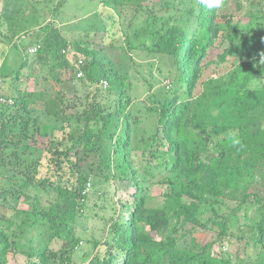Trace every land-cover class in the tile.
<instances>
[{
	"label": "trees",
	"instance_id": "trees-1",
	"mask_svg": "<svg viewBox=\"0 0 264 264\" xmlns=\"http://www.w3.org/2000/svg\"><path fill=\"white\" fill-rule=\"evenodd\" d=\"M229 1L207 9L199 0H102L120 19L126 7L136 15L124 47L113 42L122 25L115 18L91 49L65 39L45 3L0 0V42L18 48L20 35L31 42L22 64L1 79L20 84L40 45L36 64L72 69L75 78L82 72L80 81L94 88L83 102L64 90L51 98L18 86L15 95L0 94V264L19 254L23 264H240L224 248L245 233L256 257L243 264H264V0L247 25L235 22ZM220 39L227 47L218 62L207 61ZM108 49L125 53L131 66ZM134 53L145 55L149 70L142 87L131 76L140 68ZM212 65L219 71L210 76ZM116 183L133 193L115 203L103 241L78 256L85 242L77 224L91 188ZM152 185L165 189L158 200L148 195ZM223 200L235 204L225 216L217 209ZM241 212L251 222L236 227Z\"/></svg>",
	"mask_w": 264,
	"mask_h": 264
},
{
	"label": "rangeland",
	"instance_id": "rangeland-1",
	"mask_svg": "<svg viewBox=\"0 0 264 264\" xmlns=\"http://www.w3.org/2000/svg\"><path fill=\"white\" fill-rule=\"evenodd\" d=\"M24 1L27 3V6L32 7L31 4H33L34 8H40L41 6L39 3H45L44 7L46 6L47 8L45 15H48V22L50 23L56 16L55 27H57L63 37L71 42H88L90 43L91 49H95L97 46H100L103 42V37L109 36L107 30L105 31L106 21L108 22L109 20H113L115 18L117 20L120 19L119 14H116L114 9L109 4H102V0H67L64 3L63 7L58 10L59 13L57 15L53 14V7H56V3L58 0ZM260 1L261 0H230L228 8L232 11V13H234V19L236 23L247 25L249 22V15L251 10H257L259 7L258 3ZM151 4H153L152 0H143V5L147 6ZM134 15L136 14L134 8L132 7H126V9L123 11L122 18L120 19L122 25L117 26V29L115 30V33H117L116 39L113 41L116 45H118V47H124L126 45L124 40V33L128 31V23L131 21ZM118 24H120L119 21ZM3 31L5 30L3 29ZM20 36L19 39H15L19 44L18 48H10L0 42V73L8 74L11 71L16 70L22 64L24 59V54L21 52L22 46L25 50H27V47L31 45V42L29 38ZM226 47L227 43L223 42L222 39L218 40L215 44L214 49L209 52L207 61L218 62L219 56L222 54L223 50ZM108 50L110 57L116 62H119L121 60L125 62V53L123 55V52L118 49ZM67 52L68 54L66 57L70 59V65L74 62L72 59L73 51L69 49ZM30 53L31 54L29 58L30 63L32 64V68H27L24 71V76L21 79L20 84H15V86H12L8 82H5L0 78V94H3L5 96L15 95L16 93L14 88L18 86L27 93H41L46 90L49 97L51 98L55 95L56 91L64 90L69 96L76 95V97L80 98L83 102L85 101V97L90 92H92V90H94V88H89L86 82L80 81L81 78H75L74 72L72 73V69H67L66 67L60 68L59 66L52 67V64L47 66H40L36 64V56H31L34 53ZM133 57L135 59V63L140 65V68L133 66L131 76L139 77L136 82L140 85V87H142V78H144V75L147 76L149 73V70L144 67V63H146L145 55H143L142 53H134ZM150 60H152L155 65L153 70H156L158 60L155 57L148 59V61ZM126 63L129 65V67L131 66L130 62L128 63L127 61ZM224 69L225 66L221 65V70ZM139 71L142 73V75L138 73ZM216 71L219 70L215 68V65H212L209 68L207 74L212 76ZM135 73L138 74L135 75ZM155 75L156 77H158L156 73ZM262 78V83H264V70L262 73ZM39 113H41V111ZM37 115H39L42 120L46 119V117L42 114ZM57 135L60 134L58 133ZM95 189L91 188L86 210L83 216L78 220L77 235L85 242L78 250V256L91 251V241H103V238L106 235L109 219L115 213V210L113 208L114 205H116L115 203L117 201H128L129 196L131 195V193H133L131 185L127 183H116L115 185L113 184V186L101 184ZM103 190L106 191V194ZM115 190L116 194H114ZM164 190V187L161 185H152L148 190V195L157 199L160 197ZM97 191H99V193L101 194L104 193L105 196H99V193H97ZM260 192H262V190ZM234 207V202L223 200V203L217 209L220 215L225 216L230 214ZM249 215V218H257L255 210L251 207ZM238 219L240 221H236L235 219L232 220V223L234 222V225H237L236 227H238L240 224L247 223V221L251 222L250 219H246L244 217V214L242 212L238 216ZM236 227H232L234 233H238V229ZM161 236L162 235L159 234L156 236V238L159 240ZM248 240L249 237L247 233H245V239H242L241 242H237V239H233L231 242H226L224 250L226 251V253L231 255L233 261L236 260L240 264H243L246 260L254 261L256 257L255 252L250 247L246 248L248 246L246 245V242ZM87 241H89L90 243H88ZM54 248L58 249L59 245L55 244ZM220 250L221 248L219 244L215 245L213 248V252L216 253H218ZM10 263L23 264L24 258L21 254L17 255L16 257L10 255Z\"/></svg>",
	"mask_w": 264,
	"mask_h": 264
},
{
	"label": "clouds",
	"instance_id": "clouds-1",
	"mask_svg": "<svg viewBox=\"0 0 264 264\" xmlns=\"http://www.w3.org/2000/svg\"><path fill=\"white\" fill-rule=\"evenodd\" d=\"M199 4L207 9H218L222 6V0H199ZM231 142L234 145H239L241 143L240 139H238L235 134H233Z\"/></svg>",
	"mask_w": 264,
	"mask_h": 264
},
{
	"label": "built area",
	"instance_id": "built-area-1",
	"mask_svg": "<svg viewBox=\"0 0 264 264\" xmlns=\"http://www.w3.org/2000/svg\"><path fill=\"white\" fill-rule=\"evenodd\" d=\"M40 48V45H37L35 48H32L31 50H30V52H32V53H36L37 52V50ZM67 53V51H65L64 50V53ZM84 63V59L83 58H80L79 59V61H78V63L76 64L77 65V69L82 65ZM82 76H83V73L82 72H78L77 73V77L78 78H82ZM1 102H4L3 100H1ZM11 104H12V101L10 102Z\"/></svg>",
	"mask_w": 264,
	"mask_h": 264
}]
</instances>
